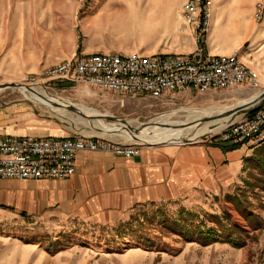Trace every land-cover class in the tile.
Instances as JSON below:
<instances>
[{"label": "crops", "instance_id": "obj_1", "mask_svg": "<svg viewBox=\"0 0 264 264\" xmlns=\"http://www.w3.org/2000/svg\"><path fill=\"white\" fill-rule=\"evenodd\" d=\"M186 2L1 0V36L9 28L3 27L10 9L7 3L14 4L16 13L14 28L6 32L13 56H6L1 45V72L19 73L22 82L26 78L42 79L52 66L91 54L189 53L196 42L192 27L181 18ZM259 5L264 8V0H214L211 24L214 18L221 21L223 33L235 38L225 49L209 43L208 36L206 42L209 51L217 54L239 49L243 60L260 74L264 88V60L260 59L264 55V19H254ZM3 43L5 39L1 37ZM245 89L250 98L257 94L250 86ZM15 131L13 127L0 126V135L25 134L21 129ZM245 146L227 150L222 142L206 139L180 146L143 148L131 159L81 151L77 173L70 179H0V264H88L89 259L100 264L102 257L87 256L81 244L63 249L49 242L55 241L53 238L45 243L25 241L22 229L10 222L22 223L21 212L32 215L52 209L61 213L76 211L86 204L101 206L115 195L126 194L145 202L169 201L197 189L208 194L225 191L253 151ZM8 181L15 182L19 190L1 202V185ZM33 223L29 222L30 228ZM219 246L222 247L220 243ZM187 253H175L173 264H187ZM189 257L188 264H196L192 261L195 258Z\"/></svg>", "mask_w": 264, "mask_h": 264}, {"label": "rangeland", "instance_id": "obj_2", "mask_svg": "<svg viewBox=\"0 0 264 264\" xmlns=\"http://www.w3.org/2000/svg\"><path fill=\"white\" fill-rule=\"evenodd\" d=\"M7 6L10 9L3 27L11 29L16 23L14 22L16 13L13 3H7ZM8 29L1 36L0 0V74L4 81L2 84L20 83L27 88L42 89L51 96L84 105L92 111L125 119L126 123L132 126L146 124L169 113L173 114L170 121L183 123L190 119V112H202L205 115L206 111L214 109L228 111L240 101L246 104V100L250 98L245 87H238L217 93H181L171 102H161L152 98L144 101L141 98L130 97L122 102L121 96L99 92L88 86H78L74 82L53 81L44 85L45 88L30 86L20 81L22 76L19 73L1 72L3 51L1 45H4L6 56L9 58L13 56L12 46L7 43ZM224 29L222 22L214 18L210 25L208 42L224 49L232 45L235 36L227 34L226 31L223 33ZM1 37L5 39V44H1ZM260 59L263 61L264 55H261ZM245 111L246 109L237 113L238 119ZM79 119L73 112L60 115L47 104L26 98L18 88L0 90V126L3 129L10 126L16 131L21 129L25 134L43 136H101ZM103 121L110 125L116 124L111 120ZM222 129L204 133L193 140L183 135L175 136L173 142L167 144L141 143L123 132L103 136L143 149L180 146L215 139L214 135ZM242 145L244 144H240ZM245 147L249 150L252 148L249 145ZM252 149L250 155L245 157L241 171L225 191L208 194L197 189L192 194H182L173 200L145 202L135 201L133 196L126 194L115 195L101 206L86 204L78 207L76 211L58 213L51 209L32 215L21 212L19 214L22 223L14 221L10 223L22 229L21 236L26 239L25 241L45 243L53 238L55 241L49 242L63 249L81 244L87 256L102 257L100 264H173L175 253L180 251H188V258L185 261L187 264L191 261L189 257L191 255L195 258L192 261L194 263L196 261V264H264V143ZM18 190L15 182L8 181L7 184L6 182L2 184L1 202H4V199L8 200L10 195H13L12 192ZM234 195L238 196L236 203L231 199ZM47 198L48 196H45V200ZM149 216H156L158 219L153 221ZM29 222H34L33 228L29 227ZM190 222H202L221 229L225 239L229 240L231 236V239L242 246L237 248L230 243L222 242L202 246L198 242L190 241L181 233L183 231L180 228V225H191ZM222 226L229 229L225 231ZM173 228L175 230L177 228V232ZM126 252L128 255H125ZM88 264H93L92 259L88 260Z\"/></svg>", "mask_w": 264, "mask_h": 264}, {"label": "built area", "instance_id": "obj_3", "mask_svg": "<svg viewBox=\"0 0 264 264\" xmlns=\"http://www.w3.org/2000/svg\"><path fill=\"white\" fill-rule=\"evenodd\" d=\"M213 9L214 0H187L182 8L181 18L192 27L196 42L189 53L74 57L50 68L44 78H26L22 83L45 88L53 81L74 82L121 96L122 102L127 97L171 102L181 93H217L246 86L256 91V98L264 91L262 78L243 60L240 50L217 54L208 49ZM254 19H264L261 5L255 9ZM3 82L0 74V84ZM231 117L214 140L252 148L264 143V98L246 108L241 118L237 114ZM81 151L111 152L131 159L141 148L100 136L0 135V179H70L77 172Z\"/></svg>", "mask_w": 264, "mask_h": 264}, {"label": "bare ground", "instance_id": "obj_4", "mask_svg": "<svg viewBox=\"0 0 264 264\" xmlns=\"http://www.w3.org/2000/svg\"><path fill=\"white\" fill-rule=\"evenodd\" d=\"M20 85L21 86L18 89L24 94L26 98L32 101L36 100L43 102L60 115H66L67 113H70V110L67 106L74 105L77 109L82 110L86 115L92 118V123L90 122V120L85 119L84 117L77 114L80 118L79 120L85 123L86 126H90L93 130H95L94 132L96 134H100V137H105L103 135H113L117 132H123L124 134H130L131 139H136L141 143L167 144L170 141L173 142L172 139H174L175 136L179 135H183L193 140L204 133H212L214 132V130L222 129L225 127V119L228 118L229 120L230 118H232L231 116L221 115L224 111L220 109H214L206 111L205 115H203L202 112H190V119L184 121L183 123L178 121H170L173 114L169 113L157 117L151 122L139 126H132V124L126 122H116L115 125H110L105 123L103 120L98 121L94 118L96 115H101V113H99L98 111H92L90 108L84 105L72 103L67 99L51 96L42 89H37L35 87L27 88V86L25 85ZM0 90L3 89L1 88ZM253 98L254 97L248 99L246 101V104L251 102ZM246 104L239 103L238 105L234 106L233 108L231 107L228 110H232L237 106ZM206 118L207 120H205ZM95 126H98V129H100L101 131L95 129Z\"/></svg>", "mask_w": 264, "mask_h": 264}, {"label": "trees", "instance_id": "obj_5", "mask_svg": "<svg viewBox=\"0 0 264 264\" xmlns=\"http://www.w3.org/2000/svg\"><path fill=\"white\" fill-rule=\"evenodd\" d=\"M225 149L227 150H233V149H236L237 147H239V144H235V143H231V142H222ZM233 202L236 203V200L238 199V196L237 195H234L232 198ZM237 206L240 207V205L237 203ZM149 219L150 220H157L158 217L156 216H153V217H150L149 216ZM164 219L167 220V218H165L164 216ZM191 225H180V228H181V233H183V235L188 238L190 241H194V242H198L199 244H201L202 246H209L211 244H215V243H218V242H222V243H230L232 244L234 247H237L239 248L240 246H242V244L238 243L237 241H234L233 239H231V236L229 237L230 239H225L223 236H222V230L221 229H218V228H215V227H211V226H208L202 222L200 223H192L190 222ZM193 224V225H192ZM179 228V226H178ZM223 230H228L226 226H222L221 227ZM173 230H175V228H173ZM177 228H176V232H177ZM195 235V236H193Z\"/></svg>", "mask_w": 264, "mask_h": 264}, {"label": "water", "instance_id": "obj_6", "mask_svg": "<svg viewBox=\"0 0 264 264\" xmlns=\"http://www.w3.org/2000/svg\"><path fill=\"white\" fill-rule=\"evenodd\" d=\"M20 86L21 85L19 83H8V84L0 85V89L2 88L3 90H5L7 88H19ZM260 98H264V91L260 95H258V97L253 98L251 100V102H249L248 104L242 105V106H237V107H235L232 110L224 111L223 114H221V115H223V116H233V115L237 114L238 112L248 108L249 106H251L254 102H256ZM67 107L70 110V112H73L75 114H79L80 116L84 117L85 119L90 120V122L92 123V121H91L92 118L90 116L86 115L82 110L77 109L74 105L67 106ZM94 118L96 120H98V121H101V120L105 119V120H111V121H115V122H123V123L126 122L125 119H122V118L117 117L115 115H108V114L96 115ZM94 128L97 129L98 131H101L100 129H98V126H95Z\"/></svg>", "mask_w": 264, "mask_h": 264}]
</instances>
